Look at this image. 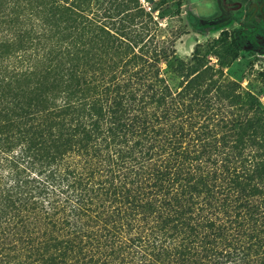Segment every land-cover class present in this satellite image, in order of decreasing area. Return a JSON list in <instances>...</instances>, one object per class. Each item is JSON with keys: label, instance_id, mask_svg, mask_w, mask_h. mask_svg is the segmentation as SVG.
I'll use <instances>...</instances> for the list:
<instances>
[{"label": "trees", "instance_id": "obj_1", "mask_svg": "<svg viewBox=\"0 0 264 264\" xmlns=\"http://www.w3.org/2000/svg\"><path fill=\"white\" fill-rule=\"evenodd\" d=\"M75 2L0 0V264H264L245 125Z\"/></svg>", "mask_w": 264, "mask_h": 264}, {"label": "rangeland", "instance_id": "obj_2", "mask_svg": "<svg viewBox=\"0 0 264 264\" xmlns=\"http://www.w3.org/2000/svg\"><path fill=\"white\" fill-rule=\"evenodd\" d=\"M71 1L66 6L71 7ZM75 3L85 8L72 9L74 12H81L110 30L117 39L125 38L130 45L128 55L134 52L138 57H160L158 72L171 91L188 88L186 92L215 96L207 109L214 108L220 114V126L235 122L245 125L241 134L235 136L241 139L239 152L255 161L261 159L264 152L258 143L264 137L260 131L253 136V128L247 127L264 123V13H260V1L77 0ZM234 31L240 47L232 43ZM220 126L216 129L221 135L234 136Z\"/></svg>", "mask_w": 264, "mask_h": 264}, {"label": "flooded vegetation", "instance_id": "obj_3", "mask_svg": "<svg viewBox=\"0 0 264 264\" xmlns=\"http://www.w3.org/2000/svg\"><path fill=\"white\" fill-rule=\"evenodd\" d=\"M258 1H260V3H261V6H260V13H261V11H262V14L264 13L263 12V10H262V8L261 7H263L264 6V0H258Z\"/></svg>", "mask_w": 264, "mask_h": 264}]
</instances>
